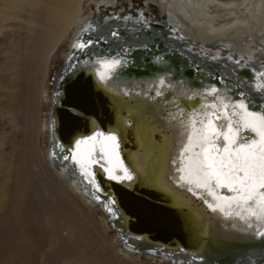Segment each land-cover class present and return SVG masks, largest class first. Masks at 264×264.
<instances>
[{
	"label": "water",
	"instance_id": "95a60500",
	"mask_svg": "<svg viewBox=\"0 0 264 264\" xmlns=\"http://www.w3.org/2000/svg\"><path fill=\"white\" fill-rule=\"evenodd\" d=\"M100 19L53 78L48 160L73 169L118 245L136 256L169 264H264V87L257 71L235 55L201 54L170 24ZM83 141L89 149L78 157ZM188 160L204 188L182 176ZM210 160L221 170L232 163L229 171L242 185H218ZM106 169L128 178L116 182ZM206 189L215 190L218 202L237 199L229 209L244 199L249 212L212 215Z\"/></svg>",
	"mask_w": 264,
	"mask_h": 264
},
{
	"label": "bare ground",
	"instance_id": "6f19581e",
	"mask_svg": "<svg viewBox=\"0 0 264 264\" xmlns=\"http://www.w3.org/2000/svg\"><path fill=\"white\" fill-rule=\"evenodd\" d=\"M87 1L88 0H0V43L2 46L0 49V118L7 121L8 126H10L13 125L14 122H18L16 121L18 115H23L22 123L24 126L21 136H19L21 137V144L17 143V148L14 141V132L12 135L10 134V138L8 137L9 135H6L5 137H8L7 140L1 142L2 148L0 151H3V146L6 147L5 149H8L5 154L7 162L4 165L2 173L15 171L19 178L29 182L32 174L29 168L32 164H39L36 167H39L40 171H42V168L50 167L54 176L53 174L47 176L43 173L38 174V177L41 178L44 185L47 186L44 194L49 196L52 195L49 198L52 199V197L58 193V191H56V185L58 184L60 186V194L65 201L59 203V206H57L58 209L52 207L48 209L49 222L54 226L59 220V224L71 226L72 230L69 232L71 234L69 237L72 236L73 232L75 238L77 237L76 230L78 220L81 218V214H85L77 207L75 201L72 200L71 195L68 194L67 191L72 187L78 190L83 197H87V195L82 192L84 188L81 185H83V183L81 184V181L78 180L74 171H71L72 168H62V166L58 167L57 164H51L47 155H44L40 143L43 127H45V125L49 138V119L44 125L42 117L46 102L51 99V96L48 95V91H46L51 61L57 53V50L60 49L63 42L66 40L70 29L77 27V30H75L76 34L72 35V38H75V40L71 45L66 59L70 56L69 54L73 48V44L77 41L79 42L80 35L84 31L92 32V28L99 22H102L100 18L103 15H111L113 17L122 16L129 20L135 19V21H142L144 25H146L145 28L149 26L150 22L161 25L164 24L166 26L170 24L174 31V35H176L175 37L187 41L189 46L194 47V49L200 51L201 54L203 53L205 56H213L215 58H226L235 55L237 58L251 65V67H257L258 71H264V64H262L264 61V0H156V4L160 7L161 4H165L162 8L164 11L163 16L148 15L143 11H136V15L131 17L130 11L129 14H113L111 12L106 14L98 13L97 16H91L90 19H83L84 2ZM99 1L101 4H99L98 7L110 5L114 7L120 3V0ZM80 20L82 21L78 26ZM113 23L117 25L116 21L110 22L108 25ZM130 25L132 26L135 24ZM149 30L151 31L150 27ZM10 38L12 39L11 41ZM119 39L120 38H118V40ZM114 64L115 63H107V66L112 67ZM63 67L64 65L59 69L58 76H60V71ZM104 75L110 76L111 74L109 75V71H107ZM258 80L261 81L264 87V74H260ZM194 102L195 101H189V103ZM257 132L259 133L257 136L262 138L261 132ZM7 133L9 134V131ZM197 138H199V136ZM249 147H252V145L250 144ZM83 148L89 149L84 141L83 144L79 145L76 149L78 157H82ZM246 152H249V150ZM209 163L212 172L219 174L220 182L218 185H225L229 190H231L232 184L236 186L242 185L241 181L243 179L235 178V172L229 171L234 168L232 163L224 167L225 169L223 170L225 173L221 170L220 165H214L211 160ZM242 166V163H240L239 167L241 168ZM52 167H54V169H52ZM120 167L121 171L119 173H124L125 167ZM193 168H195V163L192 160H188L183 168H181L180 172L185 178L191 176V179L194 180L198 186L204 188L203 185H205V183L201 182V177L193 173ZM63 169L65 172H63ZM95 172L99 175H104V173L100 174L99 169L96 168ZM148 172L152 175L151 173L153 170L150 169ZM105 175H110V178L116 182L126 177H122L124 174L118 176L113 172V169H106ZM152 177H148L151 182ZM87 179L89 180V177H87ZM157 179L159 180L158 182L161 181V174ZM259 183H261V181H259ZM159 185L162 190H165L162 183ZM84 187L87 189L86 186ZM3 189L4 183L1 180V201H3L5 197ZM206 193L210 196L206 197V202L209 200V208L214 210L212 215L216 217H219L218 212H224L225 210L232 211V213L240 216L249 212L247 206L243 205L244 199L233 205V207L238 205L237 208L229 209L225 207V205L230 206L237 201V199L231 198L229 201L224 200L218 202L219 198H217L218 196L215 190L210 189V194L206 189L203 194ZM241 197L239 199H241ZM89 200L92 201L91 199ZM167 200L169 199L167 198ZM26 205L32 208V205L29 203H26ZM33 213L43 214L41 212ZM88 217L105 241L106 250L109 251L113 257H115L116 254L118 255L111 245L114 239V242L118 245L115 235L114 239L107 236L105 229L102 224H100L101 222L99 223L96 221L92 215H88ZM219 218L222 217L220 216ZM233 222L238 224L236 221ZM246 224L250 225V222H246ZM103 235L105 237H103ZM88 239L89 237L87 236L82 237L85 245L90 247ZM120 247V254L121 252L125 253L126 250L122 248V245ZM155 261L156 264H158L159 260H157V257ZM128 262L129 261H127V263Z\"/></svg>",
	"mask_w": 264,
	"mask_h": 264
},
{
	"label": "rangeland",
	"instance_id": "374dc122",
	"mask_svg": "<svg viewBox=\"0 0 264 264\" xmlns=\"http://www.w3.org/2000/svg\"><path fill=\"white\" fill-rule=\"evenodd\" d=\"M99 4H101L99 0L84 2V14L82 18L90 19L91 16H97L98 13L129 14L132 10L137 12L143 11L148 15L163 16L164 11L162 8L165 5L161 4L160 7L156 4V0H120V3L114 7H111V5L98 7ZM82 20L79 21L78 26ZM75 30H77V27L69 30L66 40L60 49L57 50L51 61L46 87L49 96H51L52 92L51 86L54 84L53 78L55 80L58 76V71L66 62L67 54L75 40V38H72V35L76 34ZM44 108L42 122L45 125L49 119L50 101L47 100ZM20 116H17L16 121L18 122H14L10 126H8L7 121L0 118V149L2 148L1 142L6 141L8 137L10 138L13 132L15 133L14 141L16 148L18 146L17 143L21 144V137L19 136H21L24 126L22 123L23 115L21 118ZM8 131L9 134L7 133ZM6 135L9 136L6 138ZM47 140L48 134L45 125L40 143L44 155H47L48 158L49 143ZM5 148L3 146V151H0V182L2 180L4 183L3 192L5 196L3 201H1L2 197H0V264H156V258L136 256L127 251L120 254L121 247L114 242L113 231L107 224L103 211L101 212L88 197H83L75 188L70 187L67 192L71 195L77 207L85 214H81L82 216L78 220L77 237L75 238L73 232L72 236L69 237L72 227L59 224V220L54 226L50 224L48 209L51 207L58 209L59 203L65 200L60 194V186L58 184L56 185L57 190L55 189L58 193L52 199H49L52 195L44 194L47 186L44 185L38 174L43 173L45 176L53 174L54 176V173L50 167L42 168V171H40L39 167H36L39 164H32L29 168L30 172H32L29 182L19 178L15 171L2 173L4 165L7 162L5 154L8 149ZM63 172H65L64 169ZM26 203L32 205V208L27 206ZM33 212H41L43 214H34ZM86 214L92 215L96 221L101 222L100 224L105 229L106 235L114 239L111 245L118 255L116 254L113 257L106 250L105 241ZM83 236L89 237L88 242L90 247L85 245L82 240ZM103 237L105 236L103 235ZM157 260H159L158 264H169L159 258ZM127 261L129 262L127 263Z\"/></svg>",
	"mask_w": 264,
	"mask_h": 264
}]
</instances>
